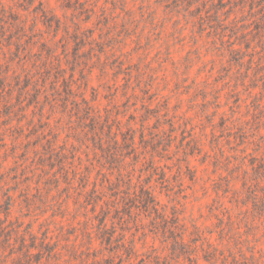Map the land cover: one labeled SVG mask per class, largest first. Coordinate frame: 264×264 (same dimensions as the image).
Segmentation results:
<instances>
[{
    "label": "rangeland",
    "instance_id": "rangeland-1",
    "mask_svg": "<svg viewBox=\"0 0 264 264\" xmlns=\"http://www.w3.org/2000/svg\"><path fill=\"white\" fill-rule=\"evenodd\" d=\"M228 1L215 14L217 0H0V197L13 190L11 222L39 237L49 228L70 264L94 261L87 247L108 257L95 238L105 211L116 240L136 249L121 264H209L215 247L229 256L216 264H264V217L242 180L264 149V90L251 51L240 66L229 52L260 53L264 41L249 5ZM148 186L166 221L140 209ZM94 188L105 193L95 207ZM6 246L0 264H18Z\"/></svg>",
    "mask_w": 264,
    "mask_h": 264
},
{
    "label": "trees",
    "instance_id": "trees-1",
    "mask_svg": "<svg viewBox=\"0 0 264 264\" xmlns=\"http://www.w3.org/2000/svg\"><path fill=\"white\" fill-rule=\"evenodd\" d=\"M229 3L230 0L228 1ZM247 4L252 11V15H258V18L254 21V29H253V37H259L260 40L264 41V0H238L237 6L244 7ZM226 3L224 0H217L216 3H212V10L215 14L219 12V10L225 7ZM257 10V11H255ZM242 49H235L231 47L229 49L230 54L234 55L235 62L238 66L242 65V60L244 58V53L248 50L251 51L249 54L252 57L251 63L253 64V71L258 73L260 84L264 90V47L260 53L254 52L253 48H250L249 45ZM257 55V60L254 61L253 56ZM86 103V102H85ZM89 108V107H88ZM91 109V107L89 108ZM93 113V112H92ZM241 137L244 138V133L240 134ZM132 140V139H130ZM260 147L259 145H257ZM249 168L251 173H245L243 177V184L244 188L249 194V198L251 199L253 206H254V213H256V220L258 218L264 217V149L260 154H256L252 157V160L249 162ZM3 179V176L0 175V181ZM235 179V178H234ZM12 190V189H11ZM4 192L3 195L0 197V217L3 215V218H0V234H3V238H0V243L6 244L7 248H10L11 253L14 255L16 254L15 261H18V264H70V260L64 261L62 260L61 249H59V242L56 240V237L50 235L49 228L45 229L41 232V235L34 232L31 229V225L22 228L21 225H16V222H11L10 217L12 213V209L15 204V198L9 192ZM13 191V190H12ZM153 188L148 186L146 188L140 187L139 189V199L138 203L140 204V209L145 211H153L157 216H160V219L167 220V216H165V210L161 209V214L157 209V203L155 200V196L153 194ZM25 194V193H24ZM88 202L90 204H98L102 201L105 197V193L100 189L94 188L88 194ZM136 195L128 194L126 199H122L124 206L127 208L128 213L130 215L135 214L136 217ZM26 199V195H24ZM116 210L120 212L118 203H112ZM125 208H123L124 210ZM107 214L108 212L105 211L101 214V218L99 220V227L96 233V239L100 241L102 248L105 250L106 248L103 246L111 247L108 250V257L105 259L99 257L94 249L87 247L88 252L93 253V260L90 264H111L113 259L118 258L120 260V264L125 262H130L133 259H136V249L135 246L132 245L130 242L125 243L123 240H116L115 237V229L114 227L107 226ZM158 218V217H157ZM255 219V218H254ZM177 220V218H175ZM264 221V219H263ZM176 226H174L173 230H177V221L175 222ZM87 240L88 246L91 244V238L88 237ZM116 243L115 246H113ZM175 246H182L183 245V236L182 234H177L174 240ZM216 248V247H215ZM213 249L212 251H208V255L206 256V262L209 264H216L219 257L227 262L229 256L221 255L220 252H217V249ZM75 253V251H73ZM124 254L126 259L124 260ZM231 255V252H229ZM73 258V257H72ZM100 258V259H99ZM232 263L233 264H247L245 262H241L237 259V257L232 256ZM247 261V260H246ZM88 264V263H84ZM131 264V263H128Z\"/></svg>",
    "mask_w": 264,
    "mask_h": 264
}]
</instances>
